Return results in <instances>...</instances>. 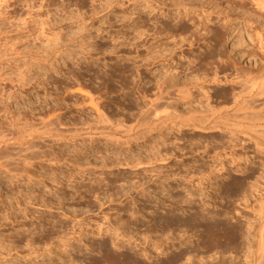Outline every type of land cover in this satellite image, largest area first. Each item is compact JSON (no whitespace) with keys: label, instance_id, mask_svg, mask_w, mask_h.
Wrapping results in <instances>:
<instances>
[{"label":"rangeland","instance_id":"374dc122","mask_svg":"<svg viewBox=\"0 0 264 264\" xmlns=\"http://www.w3.org/2000/svg\"><path fill=\"white\" fill-rule=\"evenodd\" d=\"M182 1L186 0H0V125L7 126V123L12 125L14 116L15 118L23 116L28 121L34 119L33 124L38 126L42 124L39 121L45 120L42 119L44 116L47 118L48 113L56 111L61 112L60 115H63L61 119L63 122L67 121L66 123L76 122L81 119V116L89 118V112L86 111V113L84 110V112H79L75 104H78L79 101L88 103L90 97L95 98L100 107H104L106 104L104 107L106 110L101 108L107 113L113 110L115 112L110 114L118 116L119 113L125 111L123 113L126 116L129 115L128 110L132 112V109L135 108L131 106V109L130 104L136 95L134 92L136 86L147 85L144 80L148 76L139 78L138 73L151 75L157 69L164 72L162 66L166 58L159 56L152 60L149 56L154 55V48L159 49L158 46L162 42L166 43L165 41L168 40L167 44L170 46V39L173 38L179 40L184 37L182 40L184 45L181 42L183 49H176L175 56L173 54L174 58H170V60H175V57L180 55L182 64L178 65L180 68L176 65V68H184L182 70L188 76L190 74L191 76L193 74V77L202 76L203 72L201 73V69L194 68L195 65L189 66L188 64V69L185 68L187 61L185 56H190L188 40L193 38L192 32L195 27L190 24V20L188 21V16L184 17L183 15L185 6L192 7L191 9L196 8L195 11H192L195 16V24L201 13L198 9L200 3H203V8L207 10H218L221 13L218 18L219 23L225 22L231 26L236 24L237 27H240L241 45L238 46L239 48L237 47L236 54L240 57V64L242 66L246 64V67L251 64V67L253 62L264 63L263 53L261 55L256 44L250 41L254 38V36L251 37L253 28L259 29L264 36V24H261V20L264 22V19L256 17V14L253 15L250 7H241L239 0H215L218 3L213 8H211V4L206 7L207 0H187L189 2L185 6H181ZM229 4L235 5L230 6ZM245 8L246 10H244ZM178 15L179 17H177ZM257 18L260 19L259 22ZM185 23L187 28L182 30L179 25ZM259 23L261 25H258ZM256 25L257 27H255ZM199 30L204 31V28L201 26ZM236 30L237 28L234 33ZM205 38L203 42L193 43L191 51L198 52L206 48L205 44L209 43V37ZM249 45L255 46L253 48L258 54L255 55ZM162 46L160 45V48ZM166 56L168 57V55ZM221 56L225 57V53ZM216 62L215 59L211 65ZM169 67L173 70L175 68L174 65ZM212 69L214 66H210V69L208 67L209 75L212 74ZM195 72H199V75L198 73L195 75ZM218 73L221 78L234 74L230 67L219 68ZM226 85L228 83L224 84V86ZM133 86L134 90L131 88ZM211 86L212 88L209 86L211 90H217L216 86L214 87L212 84ZM207 88L206 85L194 84L192 89L195 90L196 96L189 102H179L178 107L183 108L184 104L189 103L199 106L203 98L200 96ZM81 93L84 98L82 95L80 96ZM216 98L218 99L219 95L215 94ZM75 99L77 102H74ZM103 102L104 104H102ZM242 122L246 123L241 121V124ZM181 129L186 131L184 132L186 138L181 137V140H178L183 142L182 145L178 141L176 144L183 146L180 149L184 148L186 151L179 148V150L177 148L171 150L165 145L162 152L167 154L166 156L162 154L164 159L150 158V162L153 164H150L149 161L140 164L142 166H139V169L145 167L141 172L137 169L138 171H136L139 173L133 171L138 168V165L134 167L129 164L130 167L124 163V159L127 158L122 159L125 153L130 156L131 151H138L139 144L133 143L132 150L122 149V147L118 148L116 144L106 143L102 139L93 141L91 145H77L84 151L83 155L82 153L76 154V147L73 144H69V147L65 142L53 144L54 150L62 156L60 161L55 163L51 160L31 163L16 160L20 164L23 163L24 166L26 164L29 166L31 179L26 174L9 173L10 169H5V171L2 167L3 169H0V241L2 240L3 243H0L3 246L0 244V264H24L26 260L32 262L40 259L39 261H43L44 258H46L45 260L52 258L51 262L55 264H89L100 256L98 254L88 255L89 246L97 245L103 238H109L110 235L112 239L115 231V234L118 232L119 236H122L124 242H121L124 247L117 245L116 250L123 251L121 248L124 249L127 245L124 251L127 250L131 253L130 255L136 258L133 264L141 262L168 264L172 259L176 260L174 264L182 262L186 264L187 257L196 263L200 259H211L212 253L216 250L221 251L222 249L220 246H216V243L225 245L224 248L222 247L220 256L226 262H236L237 264L251 262L255 255L254 252L256 253L254 251L257 245L256 230L260 224L258 216L252 215L251 211L256 206L255 199L258 200L264 196V191H262L264 190L262 189L264 188V152L257 154L258 150L255 146L259 142L254 141L255 139L250 138L251 136H244L242 132L237 134L240 138L237 135L227 136L228 138L220 137L213 135L212 132L200 131L190 137L189 134L192 130L186 127H181ZM182 130L180 132H183ZM153 133L152 135L156 133L163 135L157 130H153ZM152 135L147 141L143 139L137 141L147 145L149 139H153ZM117 137L120 136L117 135ZM233 141H235L234 145H232ZM243 143H246L247 148ZM146 145H142V148H146ZM255 148L257 152L253 150ZM59 150L61 151L59 152ZM171 151L176 152L173 154ZM75 154L79 155L77 156L79 158ZM101 155H104V158ZM115 155L117 158L114 157ZM68 158L81 161L79 163L83 165L79 168L82 170L76 168L75 165L72 166ZM118 159H122L123 162ZM220 164L224 167L228 165L229 173L215 170ZM237 166H239L238 168L245 167L244 171L236 169ZM154 167H157L156 170ZM153 171L157 173L154 172V175ZM163 171H165L164 175ZM145 172L152 175L146 176ZM142 173L144 175H141ZM92 174L94 176H91ZM75 181L78 182L75 184ZM60 183L61 185H59ZM80 183L81 185H79ZM62 187L67 192L64 198L62 197V193H64ZM31 188H33L32 191ZM38 188L41 189L38 190ZM74 188H77L78 191ZM56 189H60V191L57 193ZM52 192L54 193L51 194ZM87 199L88 201H86ZM246 206H249L248 210ZM181 219H184L185 222ZM215 225H219V227L223 225L227 233L217 241L211 239ZM81 227L84 228L81 231L85 233L76 239L78 237L74 236L79 235ZM98 227L100 230H96ZM93 228L96 229L93 230ZM235 230L238 231L239 238L237 243H232V232ZM98 231H108V233L103 236L97 234ZM4 244L8 248H13L7 250ZM62 245H66V247L76 245L80 247L81 251H78L79 248L75 251L77 248L75 246L74 258H69L66 255L61 256L59 252ZM46 248H49L53 254L43 255L42 252ZM186 248V257L176 259L178 251L186 250ZM141 249L148 251V257L139 254ZM9 250H11L10 253ZM215 254L218 256L219 253Z\"/></svg>","mask_w":264,"mask_h":264},{"label":"bare ground","instance_id":"6f19581e","mask_svg":"<svg viewBox=\"0 0 264 264\" xmlns=\"http://www.w3.org/2000/svg\"><path fill=\"white\" fill-rule=\"evenodd\" d=\"M239 1H240V4L239 5H241V7H246V6H248L247 8L250 7L252 9L253 15L256 14L255 15L256 17H259V18H263L264 19V0H239ZM188 2L189 1H187V0L185 2L182 1L181 2V6H185L186 3H188ZM217 3L218 2L215 1V0H207L206 1V5H207L206 7H209V5L211 4L210 6H212L211 8H213V7H215L217 5ZM229 5L231 6V5H235V4H229ZM191 8L192 7L188 8V7L185 6L184 14L182 13L184 15V17H185V15H187L188 16L187 17L188 21L190 20V22H191L190 24H193L195 26L194 27V30L192 29L193 32L191 31L193 33V38L190 37L191 39L188 40L189 41L188 42V48L190 47V51H189L190 56H187V55L185 56V58L187 59V61H186V67L185 68L188 69V67H187L188 64H189V66L195 65L194 68L201 69V73L203 72L202 73V76H200V77H196V76L193 77V74H192V76H191V74L188 76V74L186 75L185 72H183L182 69H184V68L177 69L176 68V65L178 66L179 64L180 65L182 64L180 62V60H181V58L179 57L180 55H178V57H175V60L174 59L173 60H170V58L173 57V54L175 56V50L176 49H181L182 46L184 45L183 42H182V40L184 39V37H183V39L181 38L179 40L176 39V38L170 39V43H171L170 46L167 44V41L168 40L165 41L166 43H163L162 42L164 45L162 43H160V45L161 46L163 45V46L161 48H160V45L158 46L160 50L154 48V55L152 54V56H149V57L152 58V60L156 59L159 56L161 58H166V61L164 60L165 63L162 66V68L164 69V72L162 70L159 71L157 69L156 72H152V74H153V75L151 74L152 76L150 74L149 75H147V74L141 75L140 73H138L139 74L138 75L139 78H144L146 76H148V78H146L144 80V83H147V85H145V86H138L137 85L136 86V89L134 91V92H136V95L134 97V100L132 98L131 104H130V102H128L130 104V107L131 106L132 107L134 106L135 108H137L136 111H135V108H133L134 109V111H133V109L131 107L132 112L130 110H128L129 112L126 110V114L128 112L129 115L126 116L123 113L125 111H122L121 114L124 115V116H122L119 112H118L119 113L118 116H115L117 114H115V115L114 114H110V113L115 112L113 110H112V112L109 111L108 113L104 111V110H106L104 108L106 106V104H104V102L102 104H104L105 106L104 107L101 106L102 108H104V110H103L100 107L99 102L97 100H95V98L90 97L88 103H83V102H87V101H83L82 103H80V101H79L78 104H75L77 106L76 108L79 109V112H81L83 110L85 112L88 111L89 112L88 114H89L90 117L89 118L88 117L85 118V116L84 117L81 116L80 117L81 119L80 120H77L76 122L74 121V122L69 123L70 122L69 121L68 123H66L67 121H65V120H64L65 122H63L62 121L63 119H61V116L63 117V115H60L61 112L59 113L58 111H56V112L53 111L54 113H51V114L48 113L46 115L47 118H45V116H44V118H42V119H45V120H43L42 122L39 121L40 123H42V124H39L40 126L39 125L37 126L36 124H33V120L34 119H31L32 120V122H31V120L28 121V119L24 118L22 115H21L22 117H18L16 115L17 117L15 118V116H14L13 123H12V121H10L12 123V125L11 124L9 125L8 123H7V126L8 127L7 126H4V125H0V167H1L0 169H3V168H4V170L5 169L6 170L10 169L9 173L16 174V175L18 173L19 174H26V176L27 175L30 176V179H31V175H30L31 173H30V171L28 169L29 166H27V164L24 166V165H22L23 164L22 161H21L22 164H20V162H18L16 160H19V161L20 160H23V161H25V163L26 162H30L31 163V162H37V161L40 162V160H41V162H42V160H46V161L47 160H49V161L51 160V161H54V163H55V162L60 161V159L62 158V156H60V153L58 154V152L54 150L53 144L55 145V143H59V142H63L64 143L65 142V143L68 144V147H69V144H73L76 147V149H75L76 150V154L77 153L79 154V153H82L84 151L81 149V147H77V145H79V144H89V145H91L93 141H95L97 139H102L106 143L116 144V146L118 148L119 147H122V149L123 148H128V149L132 150V148H134L133 143L139 144V148H137V150L139 149L138 151H131L132 153H131L130 156H129V154L128 155H125L126 154L125 153L124 156L122 157V159H124V157L128 159V160L127 159H124V163L126 165H129L130 164V165H133L134 167H135V165H138V168H136L133 171H136L138 169L141 172V170L144 169L145 166L144 167H141L142 169H139L140 168L139 166H142L140 164H142V163H148V161L150 162V158L154 157L155 160L162 159V158L164 159V157L162 156V154H163L162 151H163V149H165V145H167V148L169 147V149H171V150H173L175 148H177V149L179 148L180 149L181 147H183V146H181L183 142L181 143L178 140L179 139L181 140V137H185L186 136L185 133H184L186 131H183L181 129V127H186V128H189L190 130H192V132L189 134L190 137H193V135H196V132H199V131L200 132H212V133H214L213 135H217V136H220V137H222V136L223 137L224 136H226V137L227 136H236L237 134H239V133L242 132V134L244 136H247V137L251 136L250 138L253 137L255 139V140L253 139L254 141H256V142L258 141L259 142V143H257V145L255 144V146H257L256 148H257L258 152H257L256 148L253 149V150H256L257 154L259 152H261V153L264 152V63H261V62H258V61L256 62V59H255L254 61L256 63L253 62V65L251 67H250L251 64L250 65L248 64L249 67H246V64L244 65L245 67L242 66L240 64V59H239L240 57L238 55H236L237 54V47L241 45V37L239 35L240 27H237L236 24H234V25L231 26V25H227L225 22L219 23L218 18L220 17V14L221 13L218 10H216V9L215 10H213V9L207 10V9L203 8V3L202 4L200 3V5L198 7L199 12H201V13L199 15V19H198L197 23L195 24V16L193 15L192 11H195L196 8H195V6H194L195 9H191ZM180 10H181V8H180ZM244 10H246V8ZM173 16H175V15H173ZM177 17H179V15ZM250 18H251V16H250ZM250 18H248V19H250ZM259 18H257L258 22L260 20ZM173 19L175 20V18H173ZM261 21H262L261 24L262 23L264 24L263 20H261ZM185 24H183L184 26L183 25H179V26H181L180 28H182V30H185L187 28L186 27L187 24L186 25ZM261 24L259 23L258 25H261ZM201 26L204 28V31H200L199 30ZM209 26H210V28H209ZM255 27H257V25ZM236 28H237V30L234 33V30ZM229 29H231V30H229ZM163 31H164V29H163ZM252 31L253 32H251V33H253V35L251 37L254 36V38H253V40L250 39V41H253V43L256 44V45L255 44L254 45L258 47V49L261 52V55L263 53V58H264V38H263L264 36H262L263 33L259 29H257V28H253ZM205 37H209V40H208L209 43L208 44H205L206 48H204L203 50H199L198 52L191 51L192 50L191 48L193 47V43H197V42L200 43V41L203 42V40H204ZM185 39H187V38H185ZM184 41L186 42V40H184ZM181 42H182L183 45L181 44ZM230 42H231V45H229ZM226 43H227V45H226ZM255 46L252 45V46H250L251 49L250 48L249 49L251 51H253V53L256 55L258 53L254 49ZM162 50H165L166 52H164ZM152 51H153V49H152ZM223 53H225V57H222L221 56V54H223ZM249 54H251V53H249ZM166 55H168V57ZM149 57L147 56V59ZM182 58H184V56H182ZM147 59H145V60L147 61ZM215 59L217 60V62H216L217 64L215 63L214 65H211L212 62L215 61ZM140 64H142V63H140ZM196 64H198V65H196ZM170 65H174L175 66L174 70L169 67ZM210 66H214V69L211 70V73H212L211 75H209V73H208L209 72L208 71V67L210 69ZM223 67H230L233 70L234 74L232 76H230V77L224 76V78H221V75H219L218 70H219V68H223ZM189 69H190V67H189ZM199 72H195V75H196V73H198V75H199ZM204 73H206L208 75H206ZM123 82H125V81H123ZM225 83H228V85L224 86ZM194 84H200L201 86L206 85L208 87L207 89L203 90V94H202V96H200V97H203L201 99L200 103H199L200 105L199 106H198V104L197 105H195V104L192 105L191 103H189V104H184L183 108H179L178 107L179 102H189V101L192 100V98L194 96H196L195 90L192 89V86ZM211 84L214 85V87L216 86L217 87V90H213V89L211 90L209 88V86L212 88ZM131 88H132V90H134L133 89L134 86L131 87ZM150 88H151V91H150ZM68 94L70 95V93H68ZM68 94H66V95H68ZM199 94H201V93L199 92ZM215 94L216 95H219V98L218 99L217 98L215 99ZM81 95L83 96L82 93L80 94V96ZM83 98H84V96H83ZM199 100H198V102H199ZM74 102H77V100L74 101ZM128 103H127V105H128ZM100 104H101V102H100ZM51 110H53V109H51ZM74 110H75V106H74ZM119 110L120 109H118V111ZM44 114H46V113H44ZM75 118H77V117H75ZM78 118H79V116H78ZM12 119H13V117H12ZM38 120H40V119H38ZM73 120H74V118H73ZM241 121H245L246 123H243L242 122V124H241ZM1 126H4L5 128L4 127H1ZM153 130H157L158 133H162L163 135H161V134L159 135L157 133L155 135H152V134H154L153 133ZM181 130L183 132H180ZM186 130H188V129H186ZM175 131H176V133H175ZM117 135H119L120 137H117ZM150 135L153 136V139L150 138L151 140L149 139V142H148L147 145L145 143H143V142L140 143V142L137 141L139 139H143V140L147 141ZM166 135H168V136H166ZM237 136L239 137V135H237ZM230 139H231V137H230ZM189 140H190V138H189ZM227 140H226V142H227ZM177 141L179 143H181L180 146L178 144H176ZM234 142L235 141H233L232 145L235 144ZM240 143H242V141H240ZM59 145H61V144H59ZM142 145H146L145 146L146 148H142L143 147ZM244 145H245V148H247L246 147V143ZM182 149H184V148H182ZM182 149H180V150H182ZM184 150L186 151V149H184ZM60 151L61 150H59V152ZM166 151H169L170 152V150H167V149H166ZM171 152H173V151H171ZM174 152H176V151H174ZM174 152H173V154H174ZM62 153L64 155V152L63 151H62ZM62 153H61V155H62ZM177 153H179V152H177ZM89 154H92V153L89 152ZM136 154H138V155H136ZM166 154H165V156H166ZM182 154H185V153H182ZM82 155H83V153H82ZM112 155H114V154H112ZM77 156H79V155H76V157ZM117 156H119V155H117ZM66 157H68V156H66ZM102 157L104 158V155ZM114 157H116V155ZM219 157H220V155H219ZM77 158H79V157H77ZM154 158H153V160H154ZM73 159L70 160L68 158L69 163L72 164V166L75 165L76 168L81 169V168H79L80 166L83 165V164L79 163L81 161H79L78 159H75V160H73ZM110 159H112V158L110 157ZM122 159L121 160L118 159V160L123 162ZM107 160H108V158H107ZM112 161H114V160L112 159ZM83 163H85V162H83ZM151 163L152 162H150V164ZM158 163H160V162H158ZM49 164H51V163H49ZM258 164H259V162H258ZM143 165H145V164H143ZM211 165H212V163H211ZM213 165L215 166V164H213ZM217 165H218V163H217ZM227 166L224 167L223 165L220 164L219 167H216V169L214 167V169L217 170V171L220 170V172L229 173V170L230 169L227 168ZM238 167L239 166H237L236 169H238V170L241 169V171H244V168L245 167H243V166H241L240 168H238ZM121 168H122V166H121ZM155 168H157V167H154V170H156ZM193 168L195 169L194 166H193ZM212 168H213V166H212ZM132 169H134V168H132ZM11 170H13V172H11ZM125 170H126V168H125ZM145 170L148 171L147 168H145ZM210 170L212 171L211 168H210ZM14 171H15V173H14ZM151 171H152V169H151ZM154 172L155 171H153V174H154ZM160 172H161V170H160ZM164 172L165 171H163V175H164ZM137 173H139V172H137ZM155 173H157V172H155ZM88 174H90V173H88ZM145 174H146V172H145ZM128 175L130 176L131 174H128ZM141 175H144V174L142 173ZM147 175H150L151 176L152 174H150V173L148 174L147 173L146 176ZM156 175L159 176L158 174H156ZM163 175H162V177H163ZM91 176H94V175L92 174ZM115 176H116V174H115ZM115 176H113V177H115ZM261 177H262V175H261ZM100 179H102V178H100ZM108 179H107V181H108ZM10 180H12V179H10ZM77 182L75 181V184ZM132 183H133V181H132ZM63 184H64V182H63ZM160 184H158V185H160ZM59 185H61V183ZM79 185H81V183ZM93 186H95V185H93ZM42 187H43V185H42ZM95 187H97V186H95ZM34 188H35V186H34ZM32 189L33 188H31V191H32ZM40 189L38 188V190H40ZM62 189L64 190L65 188L62 187ZM262 189H264V188H262ZM45 191L48 192V190H45ZM56 191L58 193V191H60V189L59 190L56 189ZM65 191L66 190H64V193H62L63 194V196H62L63 198L65 197L64 195L67 194V192H65ZM76 191H78V190H76ZM252 191H254V190H252ZM262 191H264V190H262ZM54 192H52L51 194H53ZM257 194H259V193H257ZM92 195H93V193H92ZM51 196H53V195H51ZM180 199L182 200V198H180ZM250 199H248V200H250ZM256 199H255V202H254L256 204V206L254 207V205H252V207H254V208H252V211L253 212L251 211L252 215L253 214L254 215H257L258 218H259V220H260V224L258 225V229L256 230V232H257L256 233L257 234L256 235L257 236V238H256L257 239V243L256 244L257 245H256V250H254V251H256V253L254 252L255 255L252 257L251 262L248 261V263L246 262L247 264H264V196L262 198H259L258 200H256ZM41 201H42V199H41ZM86 201H88V199ZM247 203H250V202H247ZM94 206H95V204H94ZM248 207L246 206L247 210H248ZM75 211H77V210L75 209ZM75 211H72V212L74 213ZM57 214H59V213H57ZM181 220L183 222H185L184 219H181ZM257 221H258V219H257ZM65 222H66V220H65ZM255 223H253V224H255ZM78 227H79V225H78ZM252 228H253V226H252ZM82 229H84V228L83 227L80 228V231H79L80 233H79L78 236H74L75 238L78 237L76 239H79L80 238L81 234L83 233L82 232L83 231ZM94 229H96V228H93V230ZM96 230H100V228L98 227ZM213 231L214 232H213V236H212L211 239L214 240V241L219 240V238L222 237V236H224L225 233H226V229H225V227L223 225H221V227H219V225L218 226L215 225L213 227ZM87 233H86V235H87ZM106 233H108V231H105V232L104 231H98L97 232V234H100V235L101 234L102 235L103 234L105 235ZM113 233H114V236L112 235V239H111V235H110L109 238H106L105 237L103 239L101 238L102 237L101 236L100 237L102 239L101 242H99L97 245L95 244L96 246L94 244L91 245V247L89 246V250L90 251L87 250L88 251V255H90V254L91 255H94V254L100 255L97 260H96L97 257L95 259L93 258L94 260L92 262H90L89 264H133V261H135L136 258L133 257V255H130L131 253H129L127 250L124 251V249L127 248L126 247L127 246L126 245L127 244L126 242H128V241L125 242L126 243L125 244L126 245L125 248L124 249L121 248L123 251H117L116 250V248H117L116 246L117 245L122 246L123 244H121V242H123V240L121 238L122 236H119V233L118 232H117V234H115L116 231L113 232ZM232 238H233L232 243H237L238 242V238H239L238 231L235 230V231L232 232ZM91 241H93V240H91ZM0 242L3 243L2 240ZM90 244H92V243L90 242ZM10 246H12V245H10ZM75 246L76 245L71 246V247H66V245L65 246L62 245L60 247V252H59L60 255L61 256L66 255V256H69V258H74L75 255L73 253H75V251H77L78 248H79L78 251H81L80 250V247H77L76 246L77 247L76 248ZM93 246H95V247H93ZM216 246H220V248L222 250L225 247V245L223 243H221L219 245H218V243H216ZM4 247H7V246H5V244H4ZM74 247L76 248V250L74 249ZM123 247H124V245H123ZM12 248H8L7 247L6 249L8 250V249H12ZM7 250H5V251H7ZM14 250H17V249H14ZM118 250H120V249H118ZM141 250L142 251H140V253L139 252L138 253L140 255L144 256V257L145 256L148 257V255H149L148 254V251L146 252V250H144V249H141ZM10 251L11 250H9V253H10ZM27 251H29V250H27ZM50 251L51 250L49 248H46L45 251L42 252V254L43 255L44 254L45 255L46 254H49V255L50 254H53ZM93 251H94V253H93ZM132 251H130V252H132ZM137 251H138V249H137ZM186 251H187V248H186V250L185 249L184 250L182 249V250L178 251V253H177L178 256H177L176 259L182 258L183 256L186 257V255H185V254H187ZM221 251L220 250H216V252L219 253L218 256L215 254L216 252L212 253V258L211 259H207L206 260V258H205V259H202V260L200 259L199 260V258H200L199 257L198 258L199 261H197L196 263H194L192 259H189V257H187L186 258L187 259L186 264H237L236 262H234V263L233 262H226L225 259L220 256L221 253H222ZM252 251H253V249H252ZM55 252H57V251L55 250ZM11 253H14V252H11ZM133 253H135V252H133ZM5 254H8V253L5 252ZM38 255H39V252H38ZM90 257L92 258V256H90ZM40 258L42 259L43 257H40ZM45 259L46 258H44L43 261ZM50 259L52 260V258H50ZM39 260L40 259H38V261L37 260L36 261L34 260L32 262H33V264H55L54 262L52 263L51 260H45L44 262L42 260L41 261H39ZM63 260L66 261L65 259H63ZM172 260H169L170 262L168 264H174L176 262V260H173V261ZM160 261H162V260H160ZM32 262L26 260V263H24V264H31ZM145 263L146 262H144V263L141 262L140 264H145ZM148 264H150V263H148ZM161 264H162V262H161ZM181 264H185V262H182ZM242 264H244V263H242Z\"/></svg>","mask_w":264,"mask_h":264}]
</instances>
